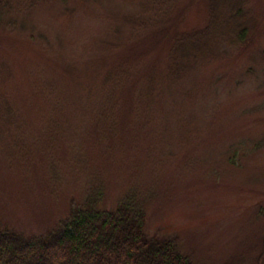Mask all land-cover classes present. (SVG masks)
Returning <instances> with one entry per match:
<instances>
[{"label": "rangeland", "instance_id": "obj_1", "mask_svg": "<svg viewBox=\"0 0 264 264\" xmlns=\"http://www.w3.org/2000/svg\"><path fill=\"white\" fill-rule=\"evenodd\" d=\"M157 4L161 12L146 0L9 8L0 21V102L13 107L0 118V225L43 233L100 184L107 208L136 191L146 233L175 236L199 264H257L264 139L249 147L264 137V0L247 4L244 42L218 43L168 84L174 36L205 27L209 8L207 0ZM116 66L123 80L115 71L117 82L106 80ZM93 83L114 99L109 134L96 124L103 106Z\"/></svg>", "mask_w": 264, "mask_h": 264}, {"label": "trees", "instance_id": "obj_2", "mask_svg": "<svg viewBox=\"0 0 264 264\" xmlns=\"http://www.w3.org/2000/svg\"><path fill=\"white\" fill-rule=\"evenodd\" d=\"M37 1L0 0V21L6 17L9 8L24 3L30 7ZM154 1L146 0L161 12L157 0ZM173 1L166 0V6ZM207 1L209 13L206 26L188 32L180 31L173 38L168 52L166 84L179 80L184 71L205 60L206 53H211L218 43L245 41L248 25L252 21L251 9L247 7L249 0ZM138 20L144 25L147 23V18L143 16ZM113 71L120 80L127 74L125 68L117 69L116 66L106 74V80L117 82ZM102 84H92L91 96L94 97L93 101H99V105L103 106L98 111L97 127L102 134H109L107 130L115 131L117 128V115L113 112L114 99L109 97L110 90ZM81 96L79 99L84 98ZM84 99L91 102L88 98ZM2 100L0 118L4 117L1 115L5 111L13 115L11 104L4 105L6 100ZM62 127L56 129L55 126L53 134H58ZM263 139L253 141L249 149L261 147ZM238 152L234 151V155H238ZM234 155L230 158L232 162ZM102 192L100 184L94 186L83 204L72 208L65 218L43 233L24 234L0 225V264H199L190 253L180 248L175 236L161 237L146 233L144 198L138 197L136 191L122 194L111 208L99 204ZM262 254L257 264H264Z\"/></svg>", "mask_w": 264, "mask_h": 264}]
</instances>
